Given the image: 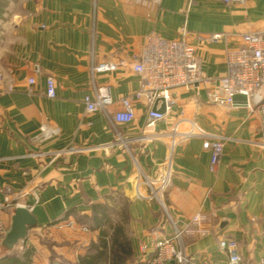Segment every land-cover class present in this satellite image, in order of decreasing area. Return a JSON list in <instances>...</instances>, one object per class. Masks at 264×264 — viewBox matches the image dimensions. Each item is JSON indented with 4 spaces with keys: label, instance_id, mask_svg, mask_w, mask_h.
Returning <instances> with one entry per match:
<instances>
[{
    "label": "crops",
    "instance_id": "1",
    "mask_svg": "<svg viewBox=\"0 0 264 264\" xmlns=\"http://www.w3.org/2000/svg\"><path fill=\"white\" fill-rule=\"evenodd\" d=\"M183 28L210 81L174 89L176 103L157 124L159 138L143 141L139 137L155 104L140 94L134 56L148 35L176 39ZM251 31L264 32V0L244 5L218 0H0V199L10 187L17 201L32 209L38 223L34 229H41L9 254L33 248L32 264H77L98 240V232L81 221L101 203L112 208L114 220L125 219L133 250L126 264L147 260L156 240L173 228L160 203L145 197L148 189L139 184L138 170L152 179L164 173L172 141L168 133L175 126L187 131L195 121L227 140L213 172L211 152L201 138L174 136L166 203L181 219L203 217L202 231L185 239L192 264H227L222 239L238 242L239 264H261L264 147L258 144L259 114L246 105L222 106L209 99L226 72L228 50ZM197 33H222L223 38L206 43ZM102 62L119 66L93 73V65ZM47 76L56 80L55 97L47 95ZM94 84L110 85L113 111L121 108L122 97H132L134 120L120 124L102 111L88 113L83 99ZM45 122L60 133L38 141L35 136ZM118 131L131 139L129 149L115 142ZM76 148L84 150H70ZM4 216L10 224V214Z\"/></svg>",
    "mask_w": 264,
    "mask_h": 264
},
{
    "label": "built area",
    "instance_id": "2",
    "mask_svg": "<svg viewBox=\"0 0 264 264\" xmlns=\"http://www.w3.org/2000/svg\"><path fill=\"white\" fill-rule=\"evenodd\" d=\"M159 3L161 0H153ZM226 4L244 5L247 0H218ZM181 38L169 39L158 34L148 35L143 43L141 51L134 56L133 69L141 80L140 94L146 101L153 105L158 100L164 99L166 111L159 110L161 101L157 108L151 107L148 111L145 127L140 135V139L146 142L158 139L160 133L156 130L159 121L165 118L167 112L176 103L174 89H190L210 81L204 76L202 69V58L197 48L189 41V31L182 29ZM196 38L206 43H217L223 38L222 33H212L208 35L197 33ZM226 72L221 76L216 84L209 91V99L215 104L229 107H236L234 96L244 94L248 100L255 95L264 85V32H246L241 37V42L234 48L228 50L226 54ZM114 62H102L93 65V73L114 71L118 68ZM35 79H29L33 84ZM47 95L55 97L56 80L53 76H47ZM115 99L110 85L94 84L93 91L84 96L83 103L88 113L98 111L104 112L107 117L115 123L127 124L135 118V104L133 98L125 96L120 99L121 108L112 110ZM249 108L259 114V133L261 136L259 145L264 147V100L253 108L247 103ZM60 129L49 122L43 123L36 134L38 141H48L57 137ZM172 136L168 154L165 159V171L156 179H152L143 169L138 170L141 181L139 184L145 185L148 194L145 197L158 201L163 208L167 219L172 224L173 231L170 235L159 237L154 246V253L151 257L139 264H192L193 258L187 252L186 236L202 231L200 225L203 217L197 214L191 219H181L171 212L166 203V193L172 184L173 157L176 146L175 134L180 135V139L191 137L201 138L203 147L211 152L210 170L216 171L221 156L224 153V145L227 138L219 133L206 130L195 121H191V128L187 131L178 132L177 127H173L168 133ZM131 139L117 132L115 142L120 143L129 149ZM73 152L83 151L84 148L70 149ZM33 153L32 155H36ZM38 155V154H37ZM139 196H144L141 191H137ZM13 190L7 187L4 198L0 199V237L4 236L10 229L9 221L5 214L9 215V208L20 205ZM220 246L228 251L229 260L227 264H239L242 256L238 251V242L235 239H222ZM145 247L143 246V249ZM264 264V258L261 261Z\"/></svg>",
    "mask_w": 264,
    "mask_h": 264
},
{
    "label": "trees",
    "instance_id": "3",
    "mask_svg": "<svg viewBox=\"0 0 264 264\" xmlns=\"http://www.w3.org/2000/svg\"><path fill=\"white\" fill-rule=\"evenodd\" d=\"M72 212L66 213L68 216ZM112 208L106 204H94L92 214L84 218L90 229L98 232V240L92 242L87 252L78 257L77 264H126L133 255L131 241L127 234L125 219L116 221L112 217ZM33 248L23 253L8 254L0 258V264H32ZM53 264H59L54 263Z\"/></svg>",
    "mask_w": 264,
    "mask_h": 264
},
{
    "label": "water",
    "instance_id": "4",
    "mask_svg": "<svg viewBox=\"0 0 264 264\" xmlns=\"http://www.w3.org/2000/svg\"><path fill=\"white\" fill-rule=\"evenodd\" d=\"M234 100L237 105H247L249 102L251 107L256 108L264 100V85L249 100L244 94L235 95ZM159 101L162 102L159 110L165 112L166 106L163 98L155 103L154 108L159 106ZM9 214L10 229L4 236L0 237V258L14 251L17 245L25 241L30 233L41 234V229H34L38 223L30 207L22 204L16 205L9 208Z\"/></svg>",
    "mask_w": 264,
    "mask_h": 264
}]
</instances>
